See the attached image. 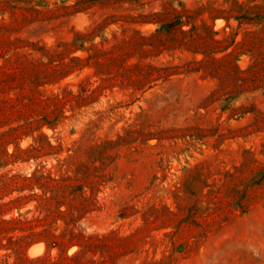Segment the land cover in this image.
Masks as SVG:
<instances>
[{
  "label": "rangeland",
  "instance_id": "374dc122",
  "mask_svg": "<svg viewBox=\"0 0 264 264\" xmlns=\"http://www.w3.org/2000/svg\"><path fill=\"white\" fill-rule=\"evenodd\" d=\"M10 218L0 264H264V0H0Z\"/></svg>",
  "mask_w": 264,
  "mask_h": 264
},
{
  "label": "trees",
  "instance_id": "16d2710c",
  "mask_svg": "<svg viewBox=\"0 0 264 264\" xmlns=\"http://www.w3.org/2000/svg\"><path fill=\"white\" fill-rule=\"evenodd\" d=\"M13 220H14V218H10L9 220L0 219V223H7V222H10ZM7 238H8V241H10L11 243H18V241H20L19 237L13 238L12 236H8ZM5 264H8V263H5Z\"/></svg>",
  "mask_w": 264,
  "mask_h": 264
}]
</instances>
